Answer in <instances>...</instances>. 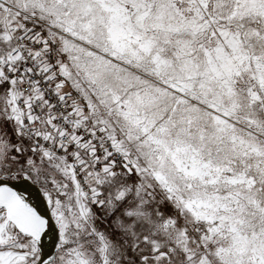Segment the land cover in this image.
<instances>
[{
    "label": "snow or ice",
    "instance_id": "6c2138e0",
    "mask_svg": "<svg viewBox=\"0 0 264 264\" xmlns=\"http://www.w3.org/2000/svg\"><path fill=\"white\" fill-rule=\"evenodd\" d=\"M0 264H264V0H0Z\"/></svg>",
    "mask_w": 264,
    "mask_h": 264
}]
</instances>
